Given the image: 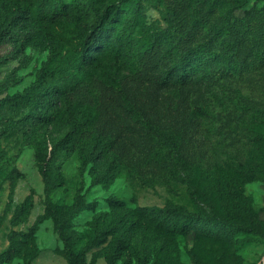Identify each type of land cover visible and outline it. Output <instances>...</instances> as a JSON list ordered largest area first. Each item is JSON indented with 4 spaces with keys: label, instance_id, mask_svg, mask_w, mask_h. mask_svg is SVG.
<instances>
[{
    "label": "rangeland",
    "instance_id": "1",
    "mask_svg": "<svg viewBox=\"0 0 264 264\" xmlns=\"http://www.w3.org/2000/svg\"><path fill=\"white\" fill-rule=\"evenodd\" d=\"M198 6L69 0L68 13L46 24L0 11V35L7 34L0 43V251L12 241L18 248L5 264H69L73 253L91 264H264V59L252 52L264 36V0ZM111 7L116 28L102 37L110 49L89 61L101 87L95 127L60 151L47 182L41 154L74 122L64 96L42 104L45 117L32 110L24 124L1 116H21L10 104L29 93L51 50L64 44L63 32L87 31ZM231 28L243 32V63L227 55ZM181 41L206 51L185 84L159 85L163 72L180 71ZM104 72L128 76V98L103 82ZM176 206L195 216L188 234L170 231L167 209Z\"/></svg>",
    "mask_w": 264,
    "mask_h": 264
},
{
    "label": "trees",
    "instance_id": "2",
    "mask_svg": "<svg viewBox=\"0 0 264 264\" xmlns=\"http://www.w3.org/2000/svg\"><path fill=\"white\" fill-rule=\"evenodd\" d=\"M94 1V0H93ZM198 11L204 6V0H197ZM69 0H26L23 5L20 0H0V11H10L26 23L34 19L39 23L46 24L62 18L68 13ZM234 7L229 10L228 19L232 20L230 25L235 26L237 21ZM174 9L166 6L164 9V18L167 20V28L173 34H176V25L178 20L174 19ZM118 11L111 7L102 13L94 24L87 31H80L70 28L69 31L62 33L64 44L60 48H53L47 61L38 69L36 80L29 93L15 98L10 106L12 111L17 114L21 112L18 118H11L7 112L1 119L3 122H20L24 124L29 113L34 110L40 117L46 116V111L42 109L45 105L57 100V97L63 95L68 103V107L73 115V124L68 134L54 145L48 151L41 155V169L44 179L50 180L51 162L55 160L62 150L73 148L80 136L94 129L97 118L92 115L94 111V101L99 98L101 87L96 81L95 74L89 66L93 52L101 47H107L102 41L103 35L116 28ZM203 19V13H201ZM231 39L235 43L227 50L229 57L237 56L240 63L245 62L248 53L242 52L243 32L239 28H231ZM178 35V31H177ZM7 40V34L0 35V43ZM264 36H259L255 46L252 48L253 54L264 59ZM110 46L107 47V50ZM180 50V71L166 70L158 77L159 85L176 80L178 84H185L192 74L191 68L196 57L206 51V46L179 43ZM103 82L119 90L125 97H129L128 76L113 77L108 73H103ZM143 124L152 126L151 122L144 116H141ZM114 139L108 144V149L114 145ZM183 161L191 163L186 156H181ZM124 203V202H122ZM171 218L170 231L176 234H188L194 228L195 216L185 206L169 207L167 209ZM18 253V248L14 241L10 246L0 251V264L10 262ZM69 264H91L83 253H73L69 258ZM141 264H144L142 261Z\"/></svg>",
    "mask_w": 264,
    "mask_h": 264
}]
</instances>
